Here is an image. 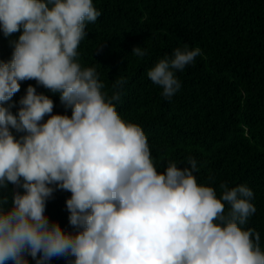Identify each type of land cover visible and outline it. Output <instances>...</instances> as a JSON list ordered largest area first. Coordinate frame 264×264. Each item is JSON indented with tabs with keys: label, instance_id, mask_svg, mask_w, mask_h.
Listing matches in <instances>:
<instances>
[{
	"label": "clouds",
	"instance_id": "9594fccd",
	"mask_svg": "<svg viewBox=\"0 0 264 264\" xmlns=\"http://www.w3.org/2000/svg\"><path fill=\"white\" fill-rule=\"evenodd\" d=\"M100 15L93 0H0V32H21L0 60V264H264L259 232L243 227L256 212L253 191L222 184L218 197L197 182L192 157L158 171L142 127L116 110L124 82L109 96L96 69L81 66L86 24ZM200 54L176 48L147 76L171 98L176 72ZM25 80L58 95L71 116L52 114L53 99L31 84L14 115L8 102ZM57 189L71 193L72 231L46 214Z\"/></svg>",
	"mask_w": 264,
	"mask_h": 264
},
{
	"label": "trees",
	"instance_id": "16d2710c",
	"mask_svg": "<svg viewBox=\"0 0 264 264\" xmlns=\"http://www.w3.org/2000/svg\"><path fill=\"white\" fill-rule=\"evenodd\" d=\"M93 3L101 15L86 24L78 48L81 66L96 69L105 85L102 91L109 96L117 80L124 82L116 110L125 121L142 127L158 171L163 172L170 160L183 168L192 157L197 161V182L213 187L218 197L222 184L229 189L247 185L254 193L251 202L256 212L243 227L259 232L264 248V0ZM20 34L5 37L0 32V60L11 59L12 42ZM135 46L146 50L143 57L132 53ZM185 46L198 47L201 54L176 72L181 87L166 98L147 72L165 55ZM20 84L8 102L15 103L14 115L31 84L53 99L52 114L71 116L59 96L37 86L35 80ZM9 189L13 191V184ZM70 196L57 189L46 204L50 221H58L67 231L73 230L66 207ZM229 208L226 205L225 210ZM50 264L67 261L54 257Z\"/></svg>",
	"mask_w": 264,
	"mask_h": 264
},
{
	"label": "water",
	"instance_id": "95a60500",
	"mask_svg": "<svg viewBox=\"0 0 264 264\" xmlns=\"http://www.w3.org/2000/svg\"><path fill=\"white\" fill-rule=\"evenodd\" d=\"M15 191H19V190H18V187L13 184V192H15Z\"/></svg>",
	"mask_w": 264,
	"mask_h": 264
}]
</instances>
